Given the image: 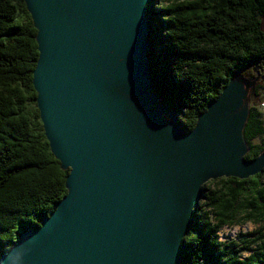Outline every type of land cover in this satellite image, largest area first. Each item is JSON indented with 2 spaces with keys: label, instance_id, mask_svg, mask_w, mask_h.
<instances>
[{
  "label": "water",
  "instance_id": "1",
  "mask_svg": "<svg viewBox=\"0 0 264 264\" xmlns=\"http://www.w3.org/2000/svg\"><path fill=\"white\" fill-rule=\"evenodd\" d=\"M150 0H24L37 31V107L67 194L0 264H179L203 186L264 171L232 79L189 134L152 88Z\"/></svg>",
  "mask_w": 264,
  "mask_h": 264
},
{
  "label": "trees",
  "instance_id": "2",
  "mask_svg": "<svg viewBox=\"0 0 264 264\" xmlns=\"http://www.w3.org/2000/svg\"><path fill=\"white\" fill-rule=\"evenodd\" d=\"M147 13L152 88L180 116L183 132H192L246 70L242 77L256 84L255 94L264 92V0H150ZM36 34L24 0H0V256L40 227L67 194L69 172L51 152L33 87ZM242 136L250 148L243 158H258L264 120L256 107L248 108ZM203 189L179 264H264V227L237 241L220 239L241 212L246 222L264 220V171L210 181Z\"/></svg>",
  "mask_w": 264,
  "mask_h": 264
},
{
  "label": "rangeland",
  "instance_id": "3",
  "mask_svg": "<svg viewBox=\"0 0 264 264\" xmlns=\"http://www.w3.org/2000/svg\"><path fill=\"white\" fill-rule=\"evenodd\" d=\"M248 75V71H244L241 76H246ZM260 79H258L259 82ZM256 84L252 83L251 86L249 87L248 90V95H247V99L246 103H247V107H256L257 110L260 112L262 111V114H264V109L262 110V107L260 108L259 105H261L262 101L264 102V92L263 90H259V93L256 95L255 94V90H254V86ZM179 116V115H178ZM180 118V116H179ZM264 118V116H263ZM245 144V143H244ZM260 145L259 140H256L254 142V146H258ZM246 146V145H245ZM250 152V148L248 146H246V154H248ZM264 154V151L261 153ZM209 184V182L207 183ZM245 213L241 212L239 213V215L236 218V222H234V225L228 228H223L220 232V239L222 241H230V240H235L237 241V238L239 236V234H249L252 233L254 231H257L259 229H261L262 227H264V220H261L259 223L255 224L252 222H246L244 221L245 219ZM251 239V238H248ZM242 244V243H240Z\"/></svg>",
  "mask_w": 264,
  "mask_h": 264
},
{
  "label": "crops",
  "instance_id": "4",
  "mask_svg": "<svg viewBox=\"0 0 264 264\" xmlns=\"http://www.w3.org/2000/svg\"><path fill=\"white\" fill-rule=\"evenodd\" d=\"M263 102V101H262ZM264 103V102H263ZM262 104V103H261ZM259 107H260V105H259ZM261 108V107H260ZM264 108H262V110H263ZM260 113L262 114V111H260ZM262 116H264V114H262ZM263 120H264V118H263Z\"/></svg>",
  "mask_w": 264,
  "mask_h": 264
},
{
  "label": "built area",
  "instance_id": "5",
  "mask_svg": "<svg viewBox=\"0 0 264 264\" xmlns=\"http://www.w3.org/2000/svg\"><path fill=\"white\" fill-rule=\"evenodd\" d=\"M262 108H264V103L262 102V104L260 105Z\"/></svg>",
  "mask_w": 264,
  "mask_h": 264
}]
</instances>
